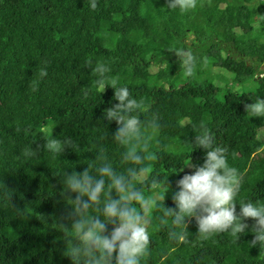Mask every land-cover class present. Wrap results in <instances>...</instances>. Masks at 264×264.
<instances>
[{
    "label": "trees",
    "instance_id": "trees-1",
    "mask_svg": "<svg viewBox=\"0 0 264 264\" xmlns=\"http://www.w3.org/2000/svg\"><path fill=\"white\" fill-rule=\"evenodd\" d=\"M90 2L0 0V264H72L63 253L73 234L60 223H68L62 217L73 205L62 197L61 177L83 171L100 147L117 171L127 167L120 161L124 147L111 140L117 124L103 119L118 103L115 90L93 88L87 98L81 91L91 87L97 63L107 65V75L118 77L117 86L127 87L131 98L144 101L138 115L161 118L150 148L157 159L149 163L169 177V192L149 214L151 243L140 264H264L259 246L249 244L251 219L240 238L224 232L206 239L197 235L194 219L188 229L157 219L164 206L175 208L177 181L192 171L184 167L204 163L206 150L185 143L199 134L201 122L242 176L237 213L241 201L264 205V151H258L264 117L247 116L244 108L264 99V0H197L186 13L168 9L167 0H96L95 10ZM179 48L191 50L196 62L209 57L208 64L235 73L237 87L184 77L174 53ZM42 67L48 73L43 78ZM53 136H72L82 151L54 154L41 147L35 155L22 154ZM5 186L22 214L5 200ZM170 231L186 232L187 241L170 239Z\"/></svg>",
    "mask_w": 264,
    "mask_h": 264
},
{
    "label": "clouds",
    "instance_id": "clouds-1",
    "mask_svg": "<svg viewBox=\"0 0 264 264\" xmlns=\"http://www.w3.org/2000/svg\"><path fill=\"white\" fill-rule=\"evenodd\" d=\"M90 7L93 10L97 8L96 0H91ZM196 7L197 0H167L168 9H179L181 13ZM174 53L180 61V72L191 77L196 56L184 48ZM91 70L96 78L91 87L81 89L82 94L87 98L93 88L101 93L108 87L115 90L113 100L118 103L113 102L105 109L103 119L109 124L116 122L117 128L111 140L124 147L120 161L127 167L117 171L105 155V149L100 147L83 171H66L61 177L62 197L73 205L62 217L68 223H60L62 228L73 234V238L65 240L63 255L70 258L72 264H140L151 243L149 214L157 208L158 199L165 201L169 192V177L165 180L159 173H154L149 163L157 159L150 148L154 134L161 127V118L158 113L146 117L138 115V110H143L144 101L131 98L127 87H118V77L107 75L109 69L106 64L97 63ZM47 74L46 67L40 68L38 75L41 78ZM244 108L247 116L264 117V99L245 104ZM16 130L20 131V128ZM45 140L46 143L38 145L36 150L32 145L26 146L22 154L35 155L41 147L44 152L54 154H64L68 149L75 153L82 151L81 141L72 136L63 140L53 136ZM185 143L206 150L204 163L201 166L191 162L184 167L192 171L177 181L179 190L172 194L175 208L164 206L163 214L157 217L159 223L167 224L171 218L176 228L183 226L188 229V222L194 219L197 235L202 239L224 232L240 238L249 228L245 221L251 219L254 221L251 225L253 239L249 244L252 248L259 246L260 255H264V205L241 201L237 213L235 198L240 191L242 176L237 168L229 166L227 148L214 146V137L203 122L200 123L199 134ZM258 151H264V148ZM5 188L8 190L3 193L5 200H10L14 209L22 214L24 209L15 205L13 196L9 195L14 191ZM162 188L167 190L163 196L160 195ZM90 210L96 214H90ZM169 238L185 243L187 233L170 231Z\"/></svg>",
    "mask_w": 264,
    "mask_h": 264
},
{
    "label": "rangeland",
    "instance_id": "rangeland-1",
    "mask_svg": "<svg viewBox=\"0 0 264 264\" xmlns=\"http://www.w3.org/2000/svg\"><path fill=\"white\" fill-rule=\"evenodd\" d=\"M182 17V16H181ZM237 32H242L239 27H236ZM193 39V35L190 36L189 41H191ZM199 57V56H198ZM202 57V56H201ZM200 60V59H199ZM196 62V66L193 72V77H197V78H211V80L218 86L222 87V88H232L233 86H235V78H236V74L235 73H231L219 66H212L210 63L208 64L207 61L209 60V57H205L204 60H200V61ZM261 70L264 71V64L263 66L260 67ZM157 68L154 67L153 71H156ZM184 77H186L184 75ZM262 77V76H261ZM249 86H251V88H255L256 85L253 81L252 84H249ZM237 87V86H235ZM240 89V90H239ZM239 91L243 90L242 87L238 88Z\"/></svg>",
    "mask_w": 264,
    "mask_h": 264
}]
</instances>
